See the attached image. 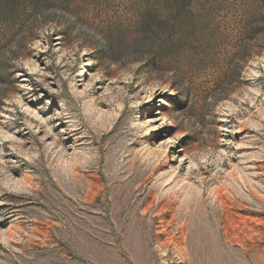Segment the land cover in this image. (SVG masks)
Returning <instances> with one entry per match:
<instances>
[{"label":"rangeland","instance_id":"rangeland-1","mask_svg":"<svg viewBox=\"0 0 264 264\" xmlns=\"http://www.w3.org/2000/svg\"><path fill=\"white\" fill-rule=\"evenodd\" d=\"M0 264H264V0H0Z\"/></svg>","mask_w":264,"mask_h":264}]
</instances>
